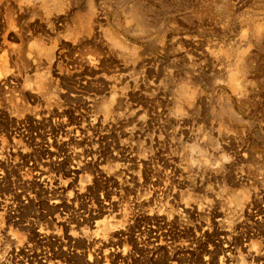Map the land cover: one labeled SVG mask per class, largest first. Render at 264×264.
<instances>
[{
    "label": "rangeland",
    "instance_id": "obj_1",
    "mask_svg": "<svg viewBox=\"0 0 264 264\" xmlns=\"http://www.w3.org/2000/svg\"><path fill=\"white\" fill-rule=\"evenodd\" d=\"M0 264H264V0H0Z\"/></svg>",
    "mask_w": 264,
    "mask_h": 264
},
{
    "label": "bare ground",
    "instance_id": "obj_2",
    "mask_svg": "<svg viewBox=\"0 0 264 264\" xmlns=\"http://www.w3.org/2000/svg\"><path fill=\"white\" fill-rule=\"evenodd\" d=\"M142 17V16H141ZM7 22V21H6ZM20 56V55H19ZM102 225V224H101ZM99 228V227H98ZM101 229V228H100ZM104 230V229H103ZM101 231V230H100Z\"/></svg>",
    "mask_w": 264,
    "mask_h": 264
}]
</instances>
